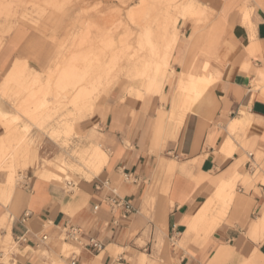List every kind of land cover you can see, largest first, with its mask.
I'll use <instances>...</instances> for the list:
<instances>
[{
	"label": "crops",
	"instance_id": "obj_1",
	"mask_svg": "<svg viewBox=\"0 0 264 264\" xmlns=\"http://www.w3.org/2000/svg\"><path fill=\"white\" fill-rule=\"evenodd\" d=\"M195 1L207 10L210 23L202 28L179 21L168 72L162 67L153 78L132 81L123 103L94 107L93 115L77 126L108 154L97 175L80 178L77 191L30 174L13 188L15 160L1 162L0 245L13 240L15 246L7 262L0 250V264H264V0ZM52 35L42 24L2 25L0 89L19 62L41 72V50L33 42ZM207 57L222 65L220 78L190 110L188 93L172 107L181 72ZM135 81L164 101H141L145 92L134 88ZM2 95L0 91L6 107ZM161 110L169 111L162 123ZM25 127L14 126L9 149L19 144ZM74 128L73 123L68 131ZM7 138L0 120V139ZM27 145L26 155L33 160L37 152L28 140ZM60 150L47 141L40 144L39 155L50 157ZM22 155L17 154L23 160ZM233 178L235 197L224 218H198L219 185ZM112 189L126 201L114 211L107 201L114 196ZM71 226L82 233L68 245L61 236ZM91 238L101 240L104 249L87 246ZM71 249L65 257L62 252Z\"/></svg>",
	"mask_w": 264,
	"mask_h": 264
},
{
	"label": "rangeland",
	"instance_id": "obj_2",
	"mask_svg": "<svg viewBox=\"0 0 264 264\" xmlns=\"http://www.w3.org/2000/svg\"><path fill=\"white\" fill-rule=\"evenodd\" d=\"M140 1L141 0H0V28L4 24L13 27L16 24L21 23L26 24L31 28L36 26L39 27V25L42 24L43 28L47 27L52 30L54 35L36 38V42H33V45L36 43V48L41 50L42 65L41 68H39V71L47 74L48 70L54 67L57 62V65L54 68L55 71L53 78L54 80H59V82L62 81L60 83L61 86L59 92L64 91L66 88L72 90L77 86L78 84L73 85V78L77 77L75 76L77 74L78 79H80V77L83 79L85 76H87V78L91 76L90 79L92 80L94 72L99 70L104 72L102 75V86L99 91L100 94L96 92L93 97L94 102L87 105L72 102L74 96L72 93L68 99H64V103L66 105L68 104L64 107L62 103L56 102V90L54 86H50L43 90L36 85L37 87L33 86V88L29 90L23 83H20L17 84L13 90L8 91V94L4 95L5 98L3 102L6 103L5 105L7 109L11 112L18 114V106L24 104H29L33 110L31 111L33 113L31 120L24 116L19 119L17 126L20 130L25 125H28L29 127L23 132L24 137L20 139L19 144L9 149V152L5 157L7 163L15 160L16 183L13 188L22 184L24 176L28 174L39 175L44 167H49L48 161L52 162V165L50 164L51 166L49 167L52 170H57L56 164L63 162V160L64 162L76 166L73 170H68V173L65 174L66 176L62 174L64 175L62 181H54L58 184L62 183L63 185L61 184V186H63L66 191H77L79 179L87 178L88 174L86 172H88V168L78 154H80V150L88 147L91 141L89 134H83L77 129V126L80 122L93 115V112L91 114L89 113L94 107L97 110L100 106H106L107 104L113 103L114 100L123 103L121 100L122 97L126 96L127 90L132 84V81L136 80L134 69L135 65L139 66V62L137 61V58H134V55L138 53L139 56H142L147 49L150 48L146 39L147 37L143 35L141 26L136 24L137 21H141L143 24L144 22H150L151 20L149 16L145 17V20L141 19V16L139 18L140 20H136L133 23L129 18L130 10L140 3ZM190 1L196 3L195 0H152V10H150V15L161 18L164 11L168 8H173L179 3H188ZM66 14H68V20L64 21L62 20V17ZM35 17L37 20H34ZM46 18L51 19L45 20ZM209 23L210 20L206 23L204 22L203 25L206 26ZM129 29L135 32L133 37L131 35L130 44L124 43L119 49L117 45H115V42L117 38L124 37ZM89 30L96 35L95 37L97 39H101L102 43L95 46L93 49L85 48V50L78 52L76 50V45L80 43L82 37L86 35ZM56 33L59 35H55ZM154 34L156 33L154 32ZM2 39L0 38V41H2ZM200 63L201 62L199 61V64ZM162 67L168 72V66L164 63L158 62L156 63V67L153 69L150 78L157 76ZM199 73L200 72L198 71L194 77H199ZM62 74L67 78L63 77ZM69 82L71 84H69ZM134 83L135 89L145 92L146 85L144 83L140 81H135ZM186 93L189 94V89H186ZM146 98L162 100V96L157 97L145 92L141 101L144 102ZM45 99L50 103L48 108L40 105V101ZM163 101L164 100H162V102ZM124 103L129 102L124 101ZM1 104L2 103H0V109ZM163 105L160 106L161 109H165V104ZM32 118L35 119V122H32ZM67 119L73 121L75 128L56 137H50L55 128H59ZM71 125L72 123L70 126ZM49 132H51V134ZM27 140L31 151L36 150L37 152L36 158L33 160L28 159L29 154L26 155V153L30 152ZM47 141H51L61 148L58 154L50 156L51 158L47 156L41 157L39 155L40 144ZM17 154H23V160L19 159ZM256 156L257 162L262 165L263 154L258 152ZM24 158L28 159L26 165H24L26 163ZM4 165L7 166L8 164ZM3 171H7L8 173L6 167ZM246 174L250 176L253 175L249 172ZM260 174L262 173L260 172ZM69 183L72 184L68 185ZM242 184L249 186V184H244L243 182ZM220 220L222 219L219 218L218 221ZM61 239H64V235L61 236ZM63 242L72 245V242L69 240H63ZM14 246L15 244L13 240L9 244L8 242H4L3 245H0V250H3L7 254L3 261H8L10 258L8 253L14 250ZM72 251L73 250L62 253L65 257H68L71 255ZM1 261L2 260L0 259V262Z\"/></svg>",
	"mask_w": 264,
	"mask_h": 264
},
{
	"label": "bare ground",
	"instance_id": "obj_3",
	"mask_svg": "<svg viewBox=\"0 0 264 264\" xmlns=\"http://www.w3.org/2000/svg\"><path fill=\"white\" fill-rule=\"evenodd\" d=\"M150 10H152V0H141L140 3L134 6L129 12V18L130 21L132 20V23L135 22L136 20H140L139 18L141 16L143 17V18L141 17V19L144 20L145 17L149 16L151 20L148 23L144 22V24L141 21L136 22V24L141 26L143 35L147 37L146 39L150 45V48L147 49L145 54H143L142 56H139L138 53L134 55V58H137V61L139 62V66L135 65V69H134V76L136 79L150 78L153 69L156 67V63L158 62L164 63L166 66L170 67L171 58L175 50V47L177 46V42L179 40L180 32L177 27V24L180 20H186L187 22L202 28L204 27L203 25L204 22L206 23L208 20H210L207 10L201 4H196L194 1H190L188 3H179L173 8L171 7L168 8L167 10L164 11L161 18H157L155 16L150 15ZM154 32L156 34H154ZM134 33L135 32L129 29L124 37L117 38L115 45H117V47L120 49V46L123 45L124 43L130 44L131 35L133 37ZM95 36L96 35H94L89 30V32L82 37L80 43L76 45V50L78 52H81L85 50V48L93 49L95 46H98L100 43H102V40L97 39ZM56 65L57 62L55 63L54 67L51 66L52 68L48 70L49 72L47 74H44L42 72H38L30 68L27 62L25 61L19 62L15 64L13 68L8 72L3 82V85L1 86L2 89H0V91L3 93L4 96L8 93V91H10V89L14 85L20 83H23L25 87L29 90H31L33 86L36 85H38L40 89L43 90L45 88H49L50 86L51 87L54 86L56 90L55 92L56 102L62 103L64 107L68 105L64 103V99H68L69 96L72 95V93L74 94L72 102L81 103L84 105L94 102L93 97L96 94V92L99 93L102 86V81H103L102 75L104 73L102 72V70L94 72L93 74L94 76H92L93 77L92 80L90 79L91 76L87 78V76L84 75L85 77L83 79H81V77L80 79H78L77 78L78 74L75 75L77 77L73 78L74 79L73 85L76 84L78 85L75 86L72 90L66 88L64 91L59 92L61 86L60 83L62 81L59 82V80L57 79L54 80L53 78V74L55 71L54 68L56 67ZM198 71L200 72L199 73L200 76L195 78L194 75ZM222 72H223V67L220 64V62L216 60H211L208 57L203 61V63L199 64L198 62V64L193 66L189 72H181V74L178 77L175 96L171 102V106L172 107L178 106L183 100L184 96H186V89H189V94L187 95V98L190 104V108H189L190 110L193 107V105L203 96V94L210 87V85L220 78ZM63 77L66 76L64 75ZM69 84L71 83L69 82ZM48 102L49 101H46V99L41 100L40 105L48 108L50 104ZM18 109H19V113L22 116L31 120V117L33 115L31 111L33 110L29 104L18 106L17 110ZM158 114H159L158 121L162 123L163 121L167 120L169 111L161 110L159 111ZM33 119L34 118H32V122H35V119L34 120ZM0 120L5 124L8 132L7 139H0V164H1V162L5 159V157L9 152L8 145L10 144L9 143L10 136L12 135L14 126H16V124H18L19 122V117H15L14 115H12L10 111L3 104H1ZM71 123L73 124V121H70V119L65 120L59 128H55L54 131L52 130L53 134L52 136L50 135L49 136L56 137L63 133H67ZM236 124L237 122H233L229 126L230 132H233ZM49 133L51 134V132ZM228 145L232 147V143L230 141L228 142ZM78 155H80L81 159L85 162L88 168V172H86L88 174L87 178H92L95 175H97L102 170V168L104 167V165L108 160V154L99 146L93 143H90L88 147H85L82 150H80V154ZM48 163L50 167L52 165L51 164L52 162L48 161ZM173 166L174 163L169 168L171 172L173 171ZM10 167L13 168L12 166ZM49 167H44L43 170L40 172L39 176L43 179L45 178V180L48 179L50 181L51 180L62 181L64 179L63 176L68 173V170L69 171L70 169L73 170V168H75L76 166L71 163L64 162L63 160V162L56 164L57 170H52ZM235 182H236L235 178L223 181L219 185L214 195L208 200V202L201 209V212L198 214L197 217L200 218L210 215L216 218L223 219L227 209L229 208L232 200L235 197V190H234ZM56 184L58 183L56 182ZM10 186H13V181L11 182ZM258 231L259 230H257V232Z\"/></svg>",
	"mask_w": 264,
	"mask_h": 264
},
{
	"label": "built area",
	"instance_id": "obj_4",
	"mask_svg": "<svg viewBox=\"0 0 264 264\" xmlns=\"http://www.w3.org/2000/svg\"><path fill=\"white\" fill-rule=\"evenodd\" d=\"M249 156L254 157L253 153H250ZM112 192L114 194L113 197L108 198L107 201L110 205L111 210H116L118 207L122 205H126V201H124L117 192V189H112ZM81 229L75 226L67 227L63 230L62 235H64V240H72L76 241L80 238L81 235ZM46 238V237H44ZM87 246L95 249L96 251H101L104 249L105 245L104 243L96 238H91L87 243Z\"/></svg>",
	"mask_w": 264,
	"mask_h": 264
}]
</instances>
